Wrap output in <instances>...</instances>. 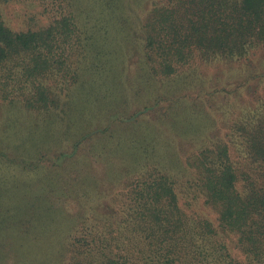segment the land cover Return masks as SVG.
<instances>
[{
	"label": "trees",
	"instance_id": "16d2710c",
	"mask_svg": "<svg viewBox=\"0 0 264 264\" xmlns=\"http://www.w3.org/2000/svg\"><path fill=\"white\" fill-rule=\"evenodd\" d=\"M12 1L0 0V5ZM36 2L51 15L50 24L14 30L0 8V105L42 116L44 140L52 127L76 122L77 113L69 109L73 89L82 81L89 47L96 44L87 42L74 0ZM151 5L137 34L141 63L152 79H171L202 62L238 60L264 46V0H152ZM259 107L255 115L231 121L224 135L212 134V143L186 160L199 176L189 182L188 204L203 194L218 213V226L185 210V190L168 171L156 165L129 169L105 158L102 166L91 154L83 155L84 142L96 136L92 132L71 140L70 149L56 147L51 157L41 147L32 164L19 156L25 170H41L42 176L33 179L40 195L26 202L29 207L17 223L23 232L38 227L39 220L54 224L49 211H57L51 207L65 191L67 199L88 204L100 197L74 227L65 255L60 251L65 264H264V103ZM114 188L117 192H111ZM46 199L52 203L43 214ZM23 217L33 219L27 223ZM229 232L238 235L244 260L234 256L222 237Z\"/></svg>",
	"mask_w": 264,
	"mask_h": 264
},
{
	"label": "rangeland",
	"instance_id": "374dc122",
	"mask_svg": "<svg viewBox=\"0 0 264 264\" xmlns=\"http://www.w3.org/2000/svg\"><path fill=\"white\" fill-rule=\"evenodd\" d=\"M151 1L74 0L85 38L90 46L96 44L89 47L91 56L82 81L73 89L69 109L77 113L74 124L52 127L50 138L43 140L42 116L22 108L10 111L0 105V264H65L60 253L74 227L91 213L100 197L88 204L67 199L62 191L59 195L63 198L51 207L57 211H49L55 225L49 219L39 220L38 227L33 225L23 232L16 218L26 214L27 201L40 195L33 179L41 178L42 171L25 170L19 164L22 158L19 156L29 157L31 163L36 161L33 156L43 150L51 151L46 153L51 157L56 147L70 149L71 140L88 132L96 136L93 141L84 142L83 155L91 154L90 159H99L102 166L101 159L105 158L104 161L123 163L129 169L156 165L168 171L178 179L181 190H185L181 193L185 210L193 216L209 218L218 226V213L205 203L202 193L199 201L188 204L192 192L187 189L189 182L199 180V176L187 166L186 160L211 144L212 134L219 131L224 135L231 121L250 117L260 110L264 103V46L238 60L202 62L171 79H152L141 63L143 47L137 34ZM0 8L6 23L14 30L45 26L52 20L36 0H15L1 4ZM213 90L217 91L212 93ZM180 105L183 107L177 110ZM168 112L172 115L169 119ZM110 135L109 142H97ZM93 142L97 143L94 147ZM103 151H111V155ZM235 151L240 154L238 145ZM99 153L104 155L101 157ZM97 188L93 195L102 186ZM115 191L114 188L111 192ZM45 202L43 214H48L52 201ZM27 219L23 217V221ZM222 237L234 256L244 260L237 247L238 235L229 232ZM65 253L64 250L62 256Z\"/></svg>",
	"mask_w": 264,
	"mask_h": 264
}]
</instances>
